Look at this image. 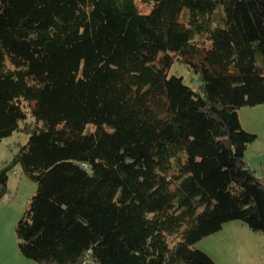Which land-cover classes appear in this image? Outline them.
I'll use <instances>...</instances> for the list:
<instances>
[{"label":"trees","instance_id":"1","mask_svg":"<svg viewBox=\"0 0 264 264\" xmlns=\"http://www.w3.org/2000/svg\"><path fill=\"white\" fill-rule=\"evenodd\" d=\"M174 60L197 88L168 75ZM261 104L264 0H0V141L28 136L0 198L15 166L36 183L19 253L214 264L195 244L225 223L264 233L257 135L237 117Z\"/></svg>","mask_w":264,"mask_h":264},{"label":"rangeland","instance_id":"2","mask_svg":"<svg viewBox=\"0 0 264 264\" xmlns=\"http://www.w3.org/2000/svg\"><path fill=\"white\" fill-rule=\"evenodd\" d=\"M138 8L145 11L141 5ZM213 17L215 24H218L222 17L220 5L214 10ZM168 75L181 77L187 85L197 88V75L190 73L186 66L176 60L169 67ZM22 113L23 119L28 120L25 108ZM237 117L244 131L257 135V139L247 147L245 161L264 178V104L240 108L237 110ZM19 126H22V122ZM27 138L19 130L4 138L0 144V158L17 149V145L13 146L14 142L24 144ZM13 170L16 174H12ZM7 177L8 190L0 198V238L8 234L13 237L15 245L12 246V251L23 257L18 250L14 228L36 190V183L19 166L8 171ZM3 244L8 248L7 240ZM195 247L206 253L214 264H264V233L251 232L247 226L237 221L225 223L220 231L202 238ZM8 249L11 250V247Z\"/></svg>","mask_w":264,"mask_h":264},{"label":"crops","instance_id":"3","mask_svg":"<svg viewBox=\"0 0 264 264\" xmlns=\"http://www.w3.org/2000/svg\"><path fill=\"white\" fill-rule=\"evenodd\" d=\"M2 141L3 139L0 141V144ZM16 144L17 143L14 142L13 146H15ZM9 156H10V153H7L6 156H4V158H0V165L3 161L8 160ZM12 174H16V172L13 170ZM7 182H8V177H7ZM18 186H20V181L18 183ZM0 235H1V232H0ZM4 240H7V247L8 248L11 247V250L6 248V246L3 244ZM14 245H15V241L13 237H11L9 234L7 236H4L3 238H0V264H36L34 261H31L24 257H20L17 253H14L12 251V246Z\"/></svg>","mask_w":264,"mask_h":264},{"label":"built area","instance_id":"4","mask_svg":"<svg viewBox=\"0 0 264 264\" xmlns=\"http://www.w3.org/2000/svg\"><path fill=\"white\" fill-rule=\"evenodd\" d=\"M88 260H89V259L86 258V260H83V261L81 262V264H90V262H89Z\"/></svg>","mask_w":264,"mask_h":264}]
</instances>
